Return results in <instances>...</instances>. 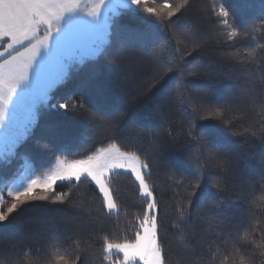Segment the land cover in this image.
Wrapping results in <instances>:
<instances>
[{
	"label": "trees",
	"instance_id": "trees-1",
	"mask_svg": "<svg viewBox=\"0 0 264 264\" xmlns=\"http://www.w3.org/2000/svg\"><path fill=\"white\" fill-rule=\"evenodd\" d=\"M169 2L175 6L178 0ZM190 2L191 9L177 14L171 24L167 18L162 23L147 14L125 12L118 17L120 28L144 37L114 33L107 43L108 55L79 66L53 90L41 108L43 118L17 149V155L0 160V185L13 176L21 158L28 159L32 172L42 173L58 157L82 159L116 144L122 151L151 160L149 184L156 189L164 221L165 230L159 235L168 264H189L181 232L172 228L176 219L172 210L187 194L176 181L186 177L195 183L197 176L202 178L193 196L198 215L190 217L192 226L187 231L195 236L188 242L195 244L204 237L207 243L203 249L197 247L195 264L211 260L221 264L225 256H229L227 264L233 260L239 264V256H230L234 241L248 264H264V248L258 247L264 244V139L245 132L264 125V110L260 108L264 97V0ZM163 3L149 0L148 6L159 8ZM221 7L228 12L227 17L219 15ZM179 28L194 32L204 42L195 49L189 45L183 61L179 60L182 53L175 50L174 34ZM233 28L238 35L228 40L227 33ZM250 52L255 53L257 63L231 58L235 54L247 57ZM173 60L180 63L183 76L173 71L154 83ZM194 65L199 70L193 75ZM181 79L190 95L183 102L171 91ZM62 97H70L73 105L86 101L97 116L89 118L53 107L64 102ZM194 105H199L198 111ZM223 107L231 109L223 118L212 115ZM116 113L122 116L114 118ZM189 122L194 125L193 134L204 137V148L198 150L187 143L183 133ZM53 125L54 130H45ZM169 132L174 139L167 138ZM161 139L164 142L157 150ZM217 150L230 163L227 170L204 158L206 151ZM198 157L203 168L197 164ZM111 180L118 214L106 216L99 211V194L90 182L77 186L74 181H62L54 186L55 192L67 194L69 200L33 201L0 222V264H109L103 256L104 237L112 243L134 239V217L142 215L140 209L146 203L138 198L139 190L129 175L114 174ZM218 183L222 190L217 189ZM204 197L215 202L219 213L216 222L222 223L223 232L208 229L203 219L206 210L200 208ZM11 201H3V208ZM208 244L213 252L217 248L220 252L209 256ZM59 256L65 260H58ZM119 257L111 256L113 264Z\"/></svg>",
	"mask_w": 264,
	"mask_h": 264
},
{
	"label": "snow or ice",
	"instance_id": "snow-or-ice-1",
	"mask_svg": "<svg viewBox=\"0 0 264 264\" xmlns=\"http://www.w3.org/2000/svg\"><path fill=\"white\" fill-rule=\"evenodd\" d=\"M148 3L149 0H0V37L9 38L6 47H3V52H0V57L6 56L0 59V160L6 161L17 155V149L24 144L31 135L32 129L43 118L41 108L51 98L50 94L54 89L69 79L79 66L109 54L107 43L114 33L122 32L128 36L144 37L145 34L132 33L120 28L116 23L118 17L125 12L147 14V17H155L162 23L167 18V23L171 24L172 18L177 14L183 15L192 7L190 0H178L175 6L169 0H164L159 8L148 6ZM219 15L227 17L229 14L221 7ZM222 22L227 26V19ZM237 35V31L233 28L227 33V39L234 40ZM174 38L176 52L182 53L179 57L180 61H183L184 54L189 52V45L195 49L204 44L194 32L185 28H179ZM254 56L255 53L250 52L247 57L235 54L231 58L239 61L252 60L253 63H257ZM169 63L172 66L159 72L154 83H159L173 71L180 72L183 76V68L179 62L173 60ZM193 69L191 74L194 75L199 70V66L194 65ZM261 83L264 84V77H261ZM177 85L176 89L171 90L173 94L181 102L190 99L189 89L183 79L178 80ZM150 88L151 85L149 90ZM62 99L63 103L57 102L53 107L64 109L65 112L77 111L89 118L97 116L87 106L86 101L73 105L70 97H62ZM9 105H12L11 115H9ZM260 108L264 110V97H261ZM198 110L199 105H194V111ZM230 110L229 107L217 108L212 115L223 118ZM119 116H122V113H116L114 118ZM54 128V125L46 126L45 130L52 131ZM193 128L194 125L189 122L187 131L183 133L187 143L196 145L198 150L204 148L206 143L204 137L198 138L194 135ZM245 132L264 139V125L245 129ZM167 138L174 139L171 132L168 133ZM163 142L161 139L160 143L156 144L157 150ZM45 147L47 148V145ZM204 158L215 160L216 166L224 170L230 167V163L218 150L206 151ZM197 164L203 168L199 157ZM150 169L151 160H142L136 152L121 151L116 144L102 147L83 159L60 160L55 170L43 179L31 178L25 163V171L20 173L19 180L16 181V190L9 192L12 201L6 209L3 208V197L0 196V222L7 220L11 214L22 210L33 201L69 200L67 194L55 192L54 186L59 181H74L77 186L85 180L90 182L99 194L97 197L100 201L99 211L106 216L118 214L111 178L114 174H127L133 178L139 190L138 198L146 203L140 209L142 215L134 217L133 224L136 229L133 233L134 239L112 243L104 237L103 256L109 260V264H113L112 255L120 254L123 259L119 264H168L164 242L159 235L165 230L164 221L161 218L158 197L154 194L156 189L149 184ZM201 179L197 176L196 182L193 183L186 177H181V180L176 181L177 186H182L187 194L181 197L180 203L172 210L176 213L172 228L181 232V239L185 241L184 247L188 250L189 264H195L197 247L203 249L207 243L204 237L195 244L188 242L195 236L194 232L187 230L192 226L190 217L194 214L198 215L193 196L200 187ZM216 187L222 190L219 183ZM200 208L206 210L203 219L208 224V229L212 231L219 229L223 232L222 223L216 222L219 213L215 211V202L204 197ZM105 209L107 212H104ZM249 214L252 215L251 211ZM96 219L100 218L96 217ZM208 229L205 231L208 232ZM208 234L211 235V232ZM247 236L246 232L245 237ZM258 247L264 248V244ZM219 252V248L213 252L211 245L208 244L209 256L214 257ZM230 256H239V264H248L245 257L240 255V249L236 248L235 241ZM57 259L63 261L65 257L59 256ZM76 259L79 260L80 257L77 256ZM228 259L229 256H225L221 264H227ZM72 264H76V261ZM209 264H215L214 260Z\"/></svg>",
	"mask_w": 264,
	"mask_h": 264
},
{
	"label": "rangeland",
	"instance_id": "rangeland-1",
	"mask_svg": "<svg viewBox=\"0 0 264 264\" xmlns=\"http://www.w3.org/2000/svg\"><path fill=\"white\" fill-rule=\"evenodd\" d=\"M82 15H84V13H82ZM8 40H9V38H7V37H0V45H2V46H0V52H3V47H6ZM11 109H12V105H9V115H11ZM24 158L20 159L19 164L16 167L17 169H16L15 173L13 174V176L10 179L3 182V184L0 185V196L3 197V201H5V200L7 201V200L12 199V197L9 195V192L16 190V188H17L16 181L19 180L20 173L25 171V163L27 164V168L29 170L28 175L31 178L43 179L45 176L49 175L52 171L55 170V168L58 164V161H60V160L71 161V160H67V159L58 157V158H56L55 162L53 163V165L50 169H48L42 173H34V172H32L31 163L28 161L27 158L26 159H24ZM59 182H62V181H59ZM119 256H120L119 261H121L123 259V256H122V254H120ZM119 261L117 262V264H119Z\"/></svg>",
	"mask_w": 264,
	"mask_h": 264
},
{
	"label": "crops",
	"instance_id": "crops-1",
	"mask_svg": "<svg viewBox=\"0 0 264 264\" xmlns=\"http://www.w3.org/2000/svg\"><path fill=\"white\" fill-rule=\"evenodd\" d=\"M3 58H6V56L5 57H0V59H3Z\"/></svg>",
	"mask_w": 264,
	"mask_h": 264
}]
</instances>
